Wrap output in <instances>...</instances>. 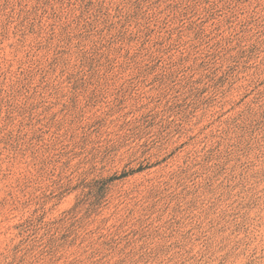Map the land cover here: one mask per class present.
<instances>
[{"label": "rangeland", "instance_id": "374dc122", "mask_svg": "<svg viewBox=\"0 0 264 264\" xmlns=\"http://www.w3.org/2000/svg\"><path fill=\"white\" fill-rule=\"evenodd\" d=\"M0 264H264V0H0Z\"/></svg>", "mask_w": 264, "mask_h": 264}]
</instances>
